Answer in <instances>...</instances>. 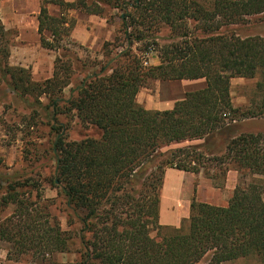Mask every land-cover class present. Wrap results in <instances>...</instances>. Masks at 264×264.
I'll return each instance as SVG.
<instances>
[{
    "label": "trees",
    "instance_id": "1",
    "mask_svg": "<svg viewBox=\"0 0 264 264\" xmlns=\"http://www.w3.org/2000/svg\"><path fill=\"white\" fill-rule=\"evenodd\" d=\"M49 1L63 14L51 15L42 6L43 47L60 50L63 36L76 24L65 16L68 10L107 18L117 10L129 45L156 44L160 62L145 63L148 49H108L106 42L103 59L88 64L74 54L58 55L53 76L35 81L28 68L9 64L8 32L0 20V83L29 103L33 119L41 117L51 127L56 166L45 182L58 189L69 217L80 224L76 230L62 227L51 213V200L41 194L40 179L8 177L0 195V239L12 244L9 259L28 257V264H223L253 258L251 264H264V135L240 133L221 154L211 149L215 136L230 126L264 116V36H241L233 28L264 13V0ZM163 27L170 30L171 43L155 38ZM84 71L66 96L75 72ZM256 76L249 105L236 106L231 80ZM201 77L207 87L187 92L170 109H147L137 100L139 91L157 80ZM70 114L83 126L95 127L98 135L69 139L68 124L59 118ZM169 167L205 171L217 186L231 170L256 177L237 184L225 206L193 200L189 218L176 227L160 223ZM10 205L12 213L3 217ZM75 237L76 259L54 260V254L72 251Z\"/></svg>",
    "mask_w": 264,
    "mask_h": 264
},
{
    "label": "rangeland",
    "instance_id": "2",
    "mask_svg": "<svg viewBox=\"0 0 264 264\" xmlns=\"http://www.w3.org/2000/svg\"><path fill=\"white\" fill-rule=\"evenodd\" d=\"M209 2V0H203ZM66 12V11H65ZM86 14V12H83ZM117 10L113 11L109 18L103 17L107 20V27L105 30L94 27V35H99V44L95 47H89L84 45L71 36H63L60 41L59 51H50L46 49H11L15 44V38L12 36V32H8L10 54L8 62L12 66H22L28 68L31 71L32 78L35 81H42L39 77H43L49 68V62L46 59V53L54 54L55 59L58 55H77L83 61L88 64L95 58L103 59V46L106 42L110 43L108 49H126L131 47L137 53H143L145 49H148L145 54L144 61L146 64H155L160 62L158 58V46L152 44L148 46L146 41L134 42L132 46L129 45L126 36L120 31L121 19L117 14ZM69 20L74 19L69 12L65 15ZM86 17V16H85ZM87 19V18H85ZM68 20V21H69ZM246 23L239 24L233 27L241 36L261 35L264 36V13L259 15H253L247 18ZM91 29L92 22H88ZM68 25V24H67ZM65 27H68V26ZM170 30L167 27L155 35L160 39H157L161 44L171 43L174 39L170 35ZM45 48V47H44ZM69 49V51L63 50ZM12 57V59H11ZM28 60H25V58ZM28 62L27 66H23L18 62ZM16 62V64H13ZM156 63V64H158ZM90 70V68H89ZM45 71V72H44ZM87 71L75 72L72 77V83L69 88L66 89L65 95L69 96L70 87H73L77 80H80ZM259 81V76L254 78L235 77L231 80V94L233 103L236 106H247L250 103V99L254 97L256 93V85ZM168 88V87H167ZM141 90L146 91L148 94L155 93V82L152 88L144 87ZM169 89L166 90V94ZM31 101H33L30 98ZM43 102L47 99L43 96ZM33 110L29 106L23 97L16 94L10 87L4 82L0 83V195L6 191L7 183L6 179L12 177L15 174L23 175L24 177H34L40 179L43 183L41 188V194L44 198L51 200V213L61 223L64 229L76 230L80 228V224L77 222V218L72 214L70 218L71 210L66 208L63 199L58 194V189L53 187L48 182H45L46 178L50 177L52 171L55 169L56 161L54 158V152L52 150V141L54 139V133L51 127L47 125L46 120L40 118L33 119ZM68 124V136L71 140H80L86 136H97L98 131L95 127H86L78 120L76 116L70 114L69 116H61L59 118ZM262 133L264 135V116H258L248 118L243 121L230 126L224 133L215 136L211 149L216 153L221 154L224 152L228 140L240 133ZM203 140H195L192 143H200ZM185 143L173 144L171 147L182 146ZM167 149V148H165ZM186 171L179 170L173 167L166 169L163 188L161 190V203H160V223L163 225L179 227L182 223L189 218L191 205L180 206L182 216L177 224L172 223V219H166L167 215L173 214L177 210V198L179 196L178 186L185 183L188 196L191 195L192 201L208 202L216 205H227L230 198L234 193V189L237 184L249 183L256 176H240V174L231 170L223 184L219 186L215 185V182L211 180L205 171L199 173L187 172L186 177L184 173ZM222 181V180H221ZM185 201V198H182ZM189 198H186L188 200ZM187 203V202H185ZM14 209L13 205L6 207L2 216H8ZM162 216V218H161ZM72 219V222H71ZM75 221V223H73ZM157 230L152 231V235H157ZM74 244L71 246L72 251L70 253H56L53 255V259L56 261H72L76 259V248L78 247L77 237L74 239ZM12 248V244L8 241L0 239V264H28V257L17 259H9L8 253ZM255 262L253 258H238L232 261L225 262L223 264H251Z\"/></svg>",
    "mask_w": 264,
    "mask_h": 264
},
{
    "label": "crops",
    "instance_id": "3",
    "mask_svg": "<svg viewBox=\"0 0 264 264\" xmlns=\"http://www.w3.org/2000/svg\"><path fill=\"white\" fill-rule=\"evenodd\" d=\"M43 5L48 8L51 15L61 16L63 14L61 7L49 0H0V20L5 30L12 32V36L15 38V44H13L11 49H46L41 43V34L39 33V14ZM68 12L76 19V24L71 31L72 38L89 47L98 45V40L101 37L96 34L94 35V27L99 26L100 29L105 30L107 20L99 17V15L83 14L78 9H70ZM88 22L94 23V25H91V29L88 27L90 26L87 24ZM44 34L48 38L52 37V33L49 30H45ZM46 59L50 63L47 69L48 72L43 77H39L40 80L53 76L55 55L46 53ZM25 60L28 59L25 58ZM18 63L23 66L28 65L26 61H19ZM13 64H16V62H13ZM155 87L156 92L151 94L140 90L137 100L147 109L164 110L172 108L176 101L185 97L187 92L206 88L207 80L204 77L196 79L157 80L155 81ZM167 89H169V92L166 94ZM183 173L184 177L188 174L187 172ZM185 185L183 183L178 186L177 210L173 214L166 216V219H172L173 224H177L182 216L181 213L184 208L181 209L179 205H188L189 208L192 203L191 195L185 194L187 190ZM182 198H185V201ZM186 198L189 199L186 200Z\"/></svg>",
    "mask_w": 264,
    "mask_h": 264
}]
</instances>
